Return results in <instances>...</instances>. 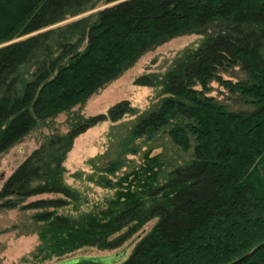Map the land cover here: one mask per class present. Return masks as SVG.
Listing matches in <instances>:
<instances>
[{"label": "trees", "instance_id": "obj_1", "mask_svg": "<svg viewBox=\"0 0 264 264\" xmlns=\"http://www.w3.org/2000/svg\"><path fill=\"white\" fill-rule=\"evenodd\" d=\"M193 34L198 44L163 73L136 79L163 98L121 146L135 154L133 141L159 138L171 155L145 153L115 183L126 167L120 153L96 180L117 190L104 210L59 213L80 201L64 183L75 138L136 114L125 100L107 115L84 117L81 108L149 51ZM0 44V154L67 115V129L55 128L0 188V208L43 210L33 216L37 254L111 251L135 234L117 264H264V0H0ZM217 82L225 101L209 93ZM43 194L55 196L25 204Z\"/></svg>", "mask_w": 264, "mask_h": 264}, {"label": "rangeland", "instance_id": "obj_2", "mask_svg": "<svg viewBox=\"0 0 264 264\" xmlns=\"http://www.w3.org/2000/svg\"><path fill=\"white\" fill-rule=\"evenodd\" d=\"M98 6L97 8L101 9L104 4ZM200 38L195 34L182 35L149 51V53L140 57L137 63L123 73L122 76L108 84L105 89L92 95L84 104L80 111L84 117H94L100 114L107 115L110 107L124 100L129 101L136 108V114L124 116L116 122H112L111 119L107 118L88 128L85 133L75 138L74 145L67 152L63 164L66 168L64 183L80 192V201L77 204L71 203L64 209H59V213L78 216L81 213L93 210L94 212H99L105 209L107 201L115 196L117 190L107 189L96 182L103 175L101 172L102 168L109 160L123 153L121 152V146L126 144L124 139L132 123L137 120L140 114L149 112L163 98L160 87L137 85L135 83L136 79L150 72L163 73L172 63L174 57L180 54L184 48L197 45ZM3 44H0V47ZM224 78L228 79L229 76ZM209 93L220 101H225L224 99L228 94L218 82L210 84ZM231 106L233 108L237 107L236 104H231ZM74 110L80 109L76 107ZM66 117L67 115L62 113L53 119L48 126L45 123H40L18 144L0 154V188L19 164L32 151L39 148L45 137L51 135L55 128L60 132L67 129ZM132 143L137 146L138 152L135 154H127L125 152L122 154L126 167L116 174L114 177L115 183L121 179L124 173L128 174L134 166L143 164L145 153H151L150 157L161 152L164 155H171L166 149L157 148L161 143L159 138H155L153 142L136 140ZM131 146L132 144L127 145V150ZM150 149H153L152 152L149 151ZM54 196L51 194L33 196L27 199L25 204L38 199L54 198ZM41 211L43 210H31L22 207L21 209L19 207L10 210L0 208V264H54L59 260L73 257L113 254V252L124 248L136 236L134 234V236L126 238L119 248L111 251H101L93 247L80 248L63 257H53L45 260L44 254H37V250L41 246L38 234L41 224L33 220L34 214ZM155 222L146 223L144 228L150 229ZM126 230L127 228H123L116 236L122 237L127 232Z\"/></svg>", "mask_w": 264, "mask_h": 264}, {"label": "water", "instance_id": "obj_3", "mask_svg": "<svg viewBox=\"0 0 264 264\" xmlns=\"http://www.w3.org/2000/svg\"><path fill=\"white\" fill-rule=\"evenodd\" d=\"M132 245L133 243L131 242L124 246L121 250L113 252V254L73 257L65 260H59L54 264H117L122 262L127 257L128 251ZM247 255L244 256V258H246Z\"/></svg>", "mask_w": 264, "mask_h": 264}]
</instances>
